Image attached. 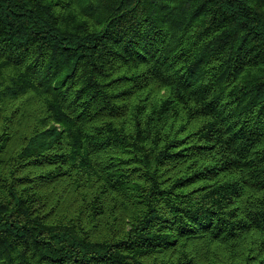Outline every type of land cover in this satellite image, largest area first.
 <instances>
[{
  "label": "trees",
  "instance_id": "trees-1",
  "mask_svg": "<svg viewBox=\"0 0 264 264\" xmlns=\"http://www.w3.org/2000/svg\"><path fill=\"white\" fill-rule=\"evenodd\" d=\"M0 264H264V0H0Z\"/></svg>",
  "mask_w": 264,
  "mask_h": 264
}]
</instances>
